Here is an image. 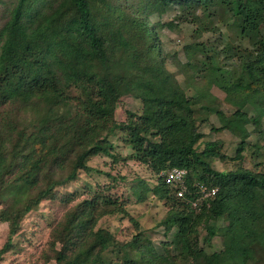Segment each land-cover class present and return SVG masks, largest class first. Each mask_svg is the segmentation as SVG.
<instances>
[{
	"label": "trees",
	"instance_id": "obj_1",
	"mask_svg": "<svg viewBox=\"0 0 264 264\" xmlns=\"http://www.w3.org/2000/svg\"><path fill=\"white\" fill-rule=\"evenodd\" d=\"M171 3L179 6V19L199 24L197 36L221 22L250 43L186 44L187 61L175 59L181 73L198 74L186 82L196 96H189L166 67L157 37L163 25L150 21ZM168 27L175 25L170 21ZM83 79L95 82L96 97L87 90L84 100L71 97L70 88ZM211 85L226 92L230 114L209 92ZM126 94L141 99L143 108L119 121L115 111ZM203 100L222 126L241 138L240 147L253 131L264 134V0H0V106L5 107L0 218L9 225L0 258L29 212L43 200L62 197L59 187L92 171V158L114 154L110 136L121 130L132 149L129 158L157 177L154 191L160 198L174 202L163 225L166 232L177 229L170 242L175 253H158L137 222L127 240L99 226L104 216L130 215L117 198L97 192L69 205L54 225L49 259L56 264H264V170L212 167V159L227 156L220 141L199 148L204 133L194 106ZM174 167L188 170L191 187L218 186L210 207L196 210L176 196L161 175ZM220 217L228 223L212 225ZM202 229L207 242L222 235L225 248L201 247Z\"/></svg>",
	"mask_w": 264,
	"mask_h": 264
},
{
	"label": "rangeland",
	"instance_id": "obj_2",
	"mask_svg": "<svg viewBox=\"0 0 264 264\" xmlns=\"http://www.w3.org/2000/svg\"><path fill=\"white\" fill-rule=\"evenodd\" d=\"M199 15L202 11L199 10ZM180 8L177 4L167 5V10L159 15L150 17V21H160L163 25L161 39L163 54L167 57L166 67L176 73L181 85L186 88L189 77H198V74L181 73L175 57L181 62L187 58L183 50L184 46L191 42L211 41L219 48L224 46L225 41L233 42L235 45L242 44L249 47L248 39H240L235 36L232 26L229 24L210 23L208 31L197 36L198 23L178 18ZM172 21L175 27H168ZM189 96H196L195 90L186 88ZM87 90L93 97H96L97 86L95 82L83 79L81 86L74 85L70 88L71 97L86 98L83 93ZM209 92L214 94L228 114L233 108L226 103V92L216 85L209 87ZM207 101L196 104L195 114L197 123L204 137L199 144L200 150L205 148L208 141H220V148L225 154V159H212V167L221 171H231L239 166L251 168L256 171L264 170V134L253 131L245 141L244 147H240V137L233 134L229 129L222 126L220 117L208 109ZM143 108L141 99L131 94L121 98L115 111V118L125 121L130 113H140ZM5 111L0 106V117ZM251 128V124L249 125ZM264 129V120L262 121ZM126 133L117 130L110 136L114 144L113 155H98L90 160L94 169L90 172L81 171L78 178L68 184L59 187L60 198L43 200L38 209L29 212L23 219L21 229L13 236L12 247L0 258V264H56V261L49 259L52 255L50 236L54 225L61 219L69 205L76 204L89 198L97 192L106 193L122 202L130 216L115 214L104 216L99 220L98 225L109 229L119 240H127L135 233L137 226L144 230L145 234L154 243L158 253L168 255L175 253L170 242L175 237L177 229L166 232L163 221L169 210L174 205L172 200L160 198L154 191L157 177L153 176L151 170L144 164L129 158L132 152L131 146L125 141ZM258 147V149H257ZM116 155V156H115ZM110 186L108 189L107 187ZM2 205L0 204V208ZM132 217V220L131 218ZM212 225L223 227L228 222L220 217L211 220ZM9 236V225L0 218V249L5 245ZM207 231L201 230L200 244L206 251H220L225 248V241L222 235H217L206 240ZM169 243V244H167Z\"/></svg>",
	"mask_w": 264,
	"mask_h": 264
},
{
	"label": "built area",
	"instance_id": "obj_3",
	"mask_svg": "<svg viewBox=\"0 0 264 264\" xmlns=\"http://www.w3.org/2000/svg\"><path fill=\"white\" fill-rule=\"evenodd\" d=\"M161 175L166 184L175 190L176 196L185 198L196 210H201L204 206L210 207L211 200L219 191L218 186L204 182L194 183L193 187L188 185V170L185 168L174 167L167 169ZM187 193L190 194V197L186 196Z\"/></svg>",
	"mask_w": 264,
	"mask_h": 264
}]
</instances>
